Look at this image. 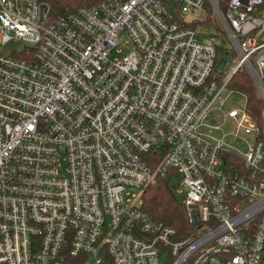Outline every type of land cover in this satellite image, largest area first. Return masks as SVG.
Masks as SVG:
<instances>
[{
  "label": "built area",
  "instance_id": "built-area-1",
  "mask_svg": "<svg viewBox=\"0 0 264 264\" xmlns=\"http://www.w3.org/2000/svg\"><path fill=\"white\" fill-rule=\"evenodd\" d=\"M236 72L264 105V0H0V264H264V130L226 114L242 155L201 132ZM158 178L184 237L141 208Z\"/></svg>",
  "mask_w": 264,
  "mask_h": 264
},
{
  "label": "trees",
  "instance_id": "trees-1",
  "mask_svg": "<svg viewBox=\"0 0 264 264\" xmlns=\"http://www.w3.org/2000/svg\"><path fill=\"white\" fill-rule=\"evenodd\" d=\"M46 1L50 6L51 15L57 16L75 11L82 6L95 4L98 0ZM206 13H209L208 9H206ZM228 86L231 90L238 91L244 95L246 112L264 130V105L247 74L236 72L232 75ZM232 157L234 161H239L235 156ZM169 183L170 181L168 179L158 178L155 183L147 186L142 194L141 208L153 219L159 220L174 228L176 236L181 238L189 233L190 227L185 210L176 199Z\"/></svg>",
  "mask_w": 264,
  "mask_h": 264
},
{
  "label": "rangeland",
  "instance_id": "rangeland-1",
  "mask_svg": "<svg viewBox=\"0 0 264 264\" xmlns=\"http://www.w3.org/2000/svg\"><path fill=\"white\" fill-rule=\"evenodd\" d=\"M196 31L198 32L199 39H207L210 35H215L216 29L214 26H197ZM217 34V33H216ZM217 39L221 41L222 36L218 35ZM24 46L22 41H10L2 48V54H10L11 51H20ZM224 49L227 51L225 56H222L218 61V68L224 71L229 65L230 60L235 59V56L230 58L232 55V50L229 47L227 41L224 40ZM121 49V53H116V49ZM131 50L130 45H124L123 43L118 44L110 57L120 56ZM245 105V98L242 93L238 91H232L230 89H225L221 95V99L216 101L210 108L207 127H202L201 132L206 136L208 140L210 139H222L226 145L231 144L235 150H237L241 155L247 151V144L251 142L253 135H243L237 128L236 121L231 118H227L226 114L231 110H236L240 112ZM239 118V116H238ZM218 126V129L214 127ZM234 133L238 135L234 136ZM224 135V137H223ZM239 140V141H238ZM238 141V143H236ZM170 188L175 194L176 199L181 203L184 199L183 194L175 192L176 181L171 179L169 183Z\"/></svg>",
  "mask_w": 264,
  "mask_h": 264
}]
</instances>
